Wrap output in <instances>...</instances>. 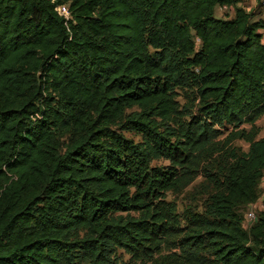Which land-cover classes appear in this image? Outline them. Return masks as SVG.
<instances>
[{"label":"trees","instance_id":"obj_1","mask_svg":"<svg viewBox=\"0 0 264 264\" xmlns=\"http://www.w3.org/2000/svg\"><path fill=\"white\" fill-rule=\"evenodd\" d=\"M240 1L0 0V264H264V209L241 212L264 177V20ZM200 177L180 213L169 193Z\"/></svg>","mask_w":264,"mask_h":264},{"label":"rangeland","instance_id":"obj_2","mask_svg":"<svg viewBox=\"0 0 264 264\" xmlns=\"http://www.w3.org/2000/svg\"><path fill=\"white\" fill-rule=\"evenodd\" d=\"M241 4L243 6H245L247 8V10H251L250 12H253L252 19L254 21L264 20V7L260 6L258 2L244 1V2H240L237 5L239 6ZM235 10H236L235 6H229L228 8L223 7V6H218L215 9V16L217 18H221V19H231V18H234V16H235ZM191 95H192L191 91L181 90L180 95L178 97L181 105L185 104L188 101H192L193 97ZM197 103H198V101H197ZM257 125L260 128V135L259 136L264 135V115H262L258 119ZM244 127L249 129L251 127V125L245 124ZM124 133L127 137L133 138L136 141H139L141 139L140 135L138 133H136L135 131H126L125 130ZM231 147H237V148H242L243 150H248L249 144L243 139H237V140L233 141V143L231 144ZM168 164H169V161L165 160V159H155L152 162L153 166H163V165H168ZM201 182H203L202 177H200L193 185L189 186L182 193H175V192L169 193L168 198L175 200L178 203L180 213H183L184 210L190 206L197 207L199 209L203 208L202 197H200V199L193 198V200H192V197L194 195L191 194L193 192V188L196 189L197 186ZM258 192H259V196H260L258 201L264 204V177L260 183V186L258 188ZM248 210H249V207L247 208V206H244L241 208V212L244 213V215L248 212ZM249 227H250V225H248L246 228H249ZM80 235H83V232H80ZM119 254H120V257H122L125 261H127L129 259V255H127L126 253L119 251Z\"/></svg>","mask_w":264,"mask_h":264},{"label":"built area","instance_id":"obj_3","mask_svg":"<svg viewBox=\"0 0 264 264\" xmlns=\"http://www.w3.org/2000/svg\"><path fill=\"white\" fill-rule=\"evenodd\" d=\"M56 0H52V2H55ZM244 1H251V2H258L260 6L264 7V0H241L240 2ZM242 5V4H241ZM243 6V5H242ZM223 7H229L228 5H223ZM244 8L247 10V8L244 6ZM57 12L64 16L67 20L70 19V10L67 4H59L56 6ZM249 11V10H248ZM264 209V204L256 201L249 205L248 212L244 215V227H247L248 225H251L253 222H255L258 218V213Z\"/></svg>","mask_w":264,"mask_h":264}]
</instances>
